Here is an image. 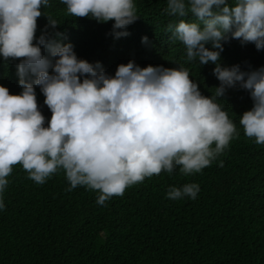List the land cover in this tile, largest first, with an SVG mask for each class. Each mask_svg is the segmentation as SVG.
Wrapping results in <instances>:
<instances>
[{"label":"clouds","instance_id":"1","mask_svg":"<svg viewBox=\"0 0 264 264\" xmlns=\"http://www.w3.org/2000/svg\"><path fill=\"white\" fill-rule=\"evenodd\" d=\"M60 3L81 22L112 21L114 38L127 36L124 29L139 18L134 0ZM49 6L50 0H0V193L16 164L37 184L62 169L68 191L77 186L98 191L100 205L176 166L184 175L199 173L238 135L217 103L236 87L253 102L239 123L247 137L264 144V66L242 71L240 65L220 62L231 39L264 50V0H235L234 5L167 0L168 15L196 18L180 19L166 30L185 46V63L214 65L219 86L207 97L183 65L141 68L130 60L109 75L99 62L78 59L71 43L61 44L52 38L58 33H49L59 26L41 11ZM42 15L47 25L37 38ZM141 42L147 44L148 37ZM198 192V184L187 183L170 187L167 198L195 199ZM4 207L0 198V210Z\"/></svg>","mask_w":264,"mask_h":264},{"label":"trees","instance_id":"2","mask_svg":"<svg viewBox=\"0 0 264 264\" xmlns=\"http://www.w3.org/2000/svg\"><path fill=\"white\" fill-rule=\"evenodd\" d=\"M134 4L139 18L120 38L111 34L112 21L81 22L60 0H50L41 11L59 25L48 30L59 34L53 39L71 43L78 59L99 62L109 75L130 60L141 68L183 65L202 95H215L214 65L185 63V46L166 30L180 19L196 18L168 15L167 0ZM44 15L37 19V38L47 25ZM145 36L147 44L141 42ZM223 49L222 66L240 65L242 71L264 66V50L254 44L231 39ZM218 99L238 135L210 166L191 175L180 166L162 171L103 205L96 202L100 193L86 186L68 191L62 169L37 184L20 164L14 165L0 193L5 206L0 210V264H264V144L247 137L239 123L253 102L239 87ZM187 183L199 185L195 199L167 198L170 187Z\"/></svg>","mask_w":264,"mask_h":264}]
</instances>
